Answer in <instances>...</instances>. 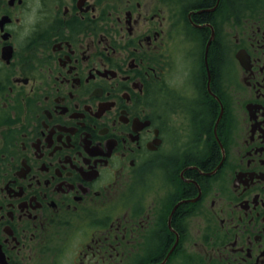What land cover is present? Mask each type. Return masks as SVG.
<instances>
[{
  "label": "flooded vegetation",
  "instance_id": "af4514ba",
  "mask_svg": "<svg viewBox=\"0 0 264 264\" xmlns=\"http://www.w3.org/2000/svg\"><path fill=\"white\" fill-rule=\"evenodd\" d=\"M0 264H264V0H0Z\"/></svg>",
  "mask_w": 264,
  "mask_h": 264
}]
</instances>
